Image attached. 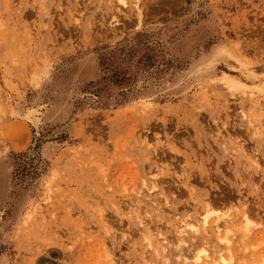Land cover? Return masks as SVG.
<instances>
[{
	"label": "rangeland",
	"instance_id": "obj_1",
	"mask_svg": "<svg viewBox=\"0 0 264 264\" xmlns=\"http://www.w3.org/2000/svg\"><path fill=\"white\" fill-rule=\"evenodd\" d=\"M118 2L0 0V264H264V0Z\"/></svg>",
	"mask_w": 264,
	"mask_h": 264
},
{
	"label": "bare ground",
	"instance_id": "obj_2",
	"mask_svg": "<svg viewBox=\"0 0 264 264\" xmlns=\"http://www.w3.org/2000/svg\"><path fill=\"white\" fill-rule=\"evenodd\" d=\"M118 3H120L122 6H127V0H119ZM201 217H202L201 220H199L198 222H194V223L185 222L183 225H181L182 227L180 226L181 228L180 235L187 234L189 230L193 231L195 234H200L202 232L208 233V231L212 228L211 226L212 222L210 221L211 214L205 210V212ZM215 221L216 223L213 229L215 230L219 239L229 244L230 241L228 240V238L227 237L223 238L221 235H222V227L225 226L227 222L231 221L230 216L228 214L218 215ZM248 225H249L248 223H246L245 225V232L247 234H249L251 230ZM166 241H167L166 238L162 239V242H166ZM150 247H153V245H151ZM162 247L163 250L166 249V246L163 245ZM202 255H204V257L201 256L199 257L198 260L205 259L206 261H204L205 262L204 264H231L232 262V260H225L224 258H221L216 254L211 255L206 250L204 251V253H202Z\"/></svg>",
	"mask_w": 264,
	"mask_h": 264
}]
</instances>
